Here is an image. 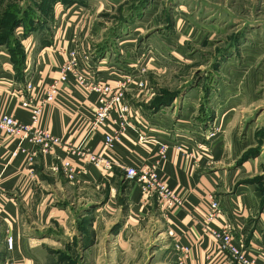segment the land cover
Wrapping results in <instances>:
<instances>
[{
    "label": "crops",
    "instance_id": "1",
    "mask_svg": "<svg viewBox=\"0 0 264 264\" xmlns=\"http://www.w3.org/2000/svg\"><path fill=\"white\" fill-rule=\"evenodd\" d=\"M246 1L249 18L253 4H258L255 13L263 22L264 0ZM197 2L236 5L237 0ZM66 20L61 22L55 13L42 17L36 25L39 30L31 29L20 39L24 59L19 64L6 48L0 50V114L30 123L29 111L22 105L29 99L24 89L28 70L35 73L43 91L59 75L69 50L77 51L80 70L89 64L97 68L91 69V79L119 77L114 70L120 65L99 62L102 56L95 52L103 49L99 32L91 25L78 27L73 15ZM259 25L256 50L244 49L247 67L264 55V24ZM252 74L251 82L263 80L264 65ZM134 87L126 92L133 95L126 96L133 104L139 93ZM96 99L97 94L68 71L54 100L42 108L38 124L56 136L58 144L43 151L28 139L0 130V264H63L67 258H82L84 264H139L145 247L154 258L150 264H242L217 248L215 232L228 230L227 224L233 242L248 257L264 256L263 194L251 184H240L235 175L214 170L215 158L209 155L216 152L217 142H211V154L199 158L207 149L199 150L180 134L187 129L200 140L199 125L183 129L134 105L135 116L122 120L113 112L91 129ZM140 116L145 126L139 125ZM105 134L113 135L108 148L103 147ZM160 145L166 146L164 152ZM182 145L198 154L197 161L182 154ZM88 152L101 153L115 166L111 170L94 166L87 160ZM64 161L74 167L73 178L63 168ZM145 165L182 196L179 206L163 211L155 194H145L136 181L124 184L120 170ZM211 197L218 201L221 214L206 220ZM118 221L122 223L111 233ZM7 234L13 236L11 248L5 243Z\"/></svg>",
    "mask_w": 264,
    "mask_h": 264
},
{
    "label": "rangeland",
    "instance_id": "2",
    "mask_svg": "<svg viewBox=\"0 0 264 264\" xmlns=\"http://www.w3.org/2000/svg\"><path fill=\"white\" fill-rule=\"evenodd\" d=\"M246 2L0 0V50L6 48L19 61L15 53L22 52L20 39L31 29L39 30L36 25L42 17L54 13L61 22L73 15L82 24L78 27L91 25L102 37L103 49L95 51L102 56L99 62L121 66L114 70L119 77L108 81L124 82L125 95L131 89L128 86L134 87L129 83L145 81L148 88L134 87L139 90L134 105L159 113L170 125L183 129L199 125L200 140L187 129L182 130L184 134L180 131L187 142L193 141L201 151L207 149L199 158L211 154L210 144L217 142L218 154L209 155L215 158L214 170L235 175L240 184L253 185L264 199V79L253 83V76L249 77L264 65V55L247 67L244 50H256L255 32L264 21L255 13L258 4H253L249 18ZM261 38L264 41V33ZM212 131L215 135L210 138ZM182 146L177 148L183 155L198 158L190 147ZM120 174L126 184L124 170ZM121 223L111 226L110 232ZM153 259L143 248L139 264H150ZM83 261L67 258L63 264Z\"/></svg>",
    "mask_w": 264,
    "mask_h": 264
},
{
    "label": "built area",
    "instance_id": "3",
    "mask_svg": "<svg viewBox=\"0 0 264 264\" xmlns=\"http://www.w3.org/2000/svg\"><path fill=\"white\" fill-rule=\"evenodd\" d=\"M92 67L93 66L89 65L88 68L80 70L78 68L77 51L69 50L66 60L61 65L59 75L54 78L43 91L40 90L38 82L35 81V73L30 72L31 70L29 69L24 85L25 91L29 94V99H24L22 105L29 111L30 123L24 124L15 119L12 115L2 113L0 114V130L11 137L28 139L34 144L40 145L43 151H47L53 145L58 144L59 139L48 131L41 129L38 124L42 108L47 103L54 100L58 92L59 84L65 80L68 71H71L75 75L77 81L97 94L91 129L100 126L113 112L122 120H127L129 117L135 116V112L138 110H136L131 100L126 98V84L121 81L110 83L105 79H91ZM129 84H134L136 88L147 87L145 81L139 79H135V83L131 82ZM138 119L140 120L139 125H146L144 122L145 119L141 118V116L138 117ZM214 135V131L209 133L210 138L214 137ZM146 138L145 136H141V141L146 140ZM112 141L113 135L105 134L103 137V147H110ZM165 148V145H160L162 152H164ZM87 160L94 166L104 170H111L115 166V162L104 157L101 153L88 152ZM62 166L68 177L73 178L76 171L71 163L69 161H64ZM124 176L128 180L139 183L145 194H155L163 211H169L179 206L182 202V196L170 189L165 182L160 180L152 166L145 165L140 168L126 166L124 168ZM220 214L221 209L218 201L211 197L206 220H214ZM227 228L228 230H223L221 234L215 232L217 234V248L221 252H224L229 259L236 260L242 264H264V256L259 259L248 257L245 252L233 242L231 225L227 224ZM5 243L8 248L12 247L13 236L11 234L6 235Z\"/></svg>",
    "mask_w": 264,
    "mask_h": 264
},
{
    "label": "trees",
    "instance_id": "4",
    "mask_svg": "<svg viewBox=\"0 0 264 264\" xmlns=\"http://www.w3.org/2000/svg\"><path fill=\"white\" fill-rule=\"evenodd\" d=\"M28 30V29H27ZM15 54H19L18 55V57H19V61H14L15 63H17V64H19L24 58V53H23V50H22V52L20 51L19 53H15ZM10 57H11V55H10ZM11 59H12V57H11Z\"/></svg>",
    "mask_w": 264,
    "mask_h": 264
}]
</instances>
